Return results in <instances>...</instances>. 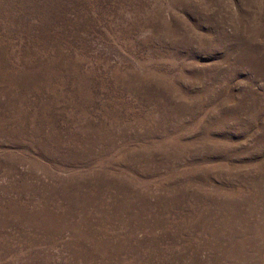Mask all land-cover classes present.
<instances>
[{
	"label": "rangeland",
	"instance_id": "obj_1",
	"mask_svg": "<svg viewBox=\"0 0 264 264\" xmlns=\"http://www.w3.org/2000/svg\"><path fill=\"white\" fill-rule=\"evenodd\" d=\"M0 264H264V0H0Z\"/></svg>",
	"mask_w": 264,
	"mask_h": 264
}]
</instances>
